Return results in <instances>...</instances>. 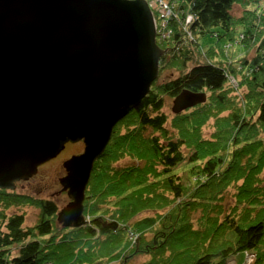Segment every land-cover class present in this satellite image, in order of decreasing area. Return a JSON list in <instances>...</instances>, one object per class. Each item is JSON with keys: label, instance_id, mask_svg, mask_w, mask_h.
<instances>
[{"label": "trees", "instance_id": "1", "mask_svg": "<svg viewBox=\"0 0 264 264\" xmlns=\"http://www.w3.org/2000/svg\"><path fill=\"white\" fill-rule=\"evenodd\" d=\"M169 2L174 33L157 42L161 70L178 73L157 78L125 129L114 128L86 188V224L64 227L56 201L0 188V264H129L139 254L149 257L140 264H229L245 252L264 264V0ZM242 2L252 8L237 17ZM253 35V55L225 51ZM183 90L207 101L169 119L166 98ZM125 157L132 163H117ZM29 204L41 210L31 226L14 210Z\"/></svg>", "mask_w": 264, "mask_h": 264}, {"label": "water", "instance_id": "2", "mask_svg": "<svg viewBox=\"0 0 264 264\" xmlns=\"http://www.w3.org/2000/svg\"><path fill=\"white\" fill-rule=\"evenodd\" d=\"M147 0H0V188L14 190L67 143L64 227L86 224V188L115 126L148 95L167 52ZM207 101L183 90L178 114ZM117 227V223H113Z\"/></svg>", "mask_w": 264, "mask_h": 264}, {"label": "rangeland", "instance_id": "3", "mask_svg": "<svg viewBox=\"0 0 264 264\" xmlns=\"http://www.w3.org/2000/svg\"><path fill=\"white\" fill-rule=\"evenodd\" d=\"M151 5L155 4V0H147ZM159 1V0H158ZM164 2L163 7L165 9L163 10L165 13H170L169 11H173V6L169 2V0H161ZM246 1V0H242ZM264 6V4H263ZM251 9L252 5H247L245 3H238L235 4L234 9H233V14L237 17H241L246 14L247 9ZM155 12V16L158 19L160 17L159 13L157 11ZM172 13V12H171ZM191 20V18L188 19ZM159 22H162V20ZM162 23H159V25ZM260 31L261 34L264 33V28L262 29H257ZM161 31L159 32V35L161 34L163 38L160 37V40L163 42H167L169 39L172 38V34L174 31L172 30L170 24H166L165 26L161 27ZM185 43L186 45L188 43L194 42L192 41L193 34L185 32ZM256 35V34H255ZM255 35L251 36L252 40H248V42L244 43L243 39L241 40H235V42L230 46V43H226L224 45L225 51H228L229 56L233 55L234 57H239L241 55H253L255 53L254 48V41H255ZM264 36V34H263ZM165 37V38H164ZM200 49L202 51L207 50L208 48L212 47L215 44L216 38L213 36H201L200 38ZM178 72L175 71L174 68H164L161 70V65H160V71H159V76H158V81L161 82L165 79H169V77L172 76V74H177ZM157 80V79H156ZM238 78L231 77L230 81L232 82L234 88H239V84L237 82ZM199 105V104H198ZM173 107H174V99L167 97L166 98V105L164 108V111L166 114H168L169 119L173 117ZM190 109V108H188ZM186 109V110H188ZM130 115L127 117V119H124L118 126L117 129H125V125L128 122V120L131 118ZM212 131L210 126H207L205 129V134L209 135L210 132ZM85 144L83 141H79L76 143H70L64 151H62L56 158L51 159L50 161L45 162L42 164L36 175H34L32 178H30L27 181H22L20 182L16 188L14 189L16 192L23 194H32L36 197H43V198H50L54 201H56L60 207V209H63L69 202H70V197L67 194L66 191H63V187L61 185L60 179L61 177L65 176L67 174L66 169L64 167V162L71 158L73 155H79L84 152ZM132 159L129 157H125L118 161L120 165H127L132 163ZM189 165L187 164H182L179 166V171H184L183 175L185 176V179L188 180L191 177L189 170ZM231 197H228V202H231ZM15 211L18 212H24L25 213V218H26V225L31 226L33 225L39 218L40 216V207L37 205H24L21 207L20 210L14 209ZM147 214H152V211H145L143 212L140 217H143ZM59 221V219H58ZM87 221V220H86ZM60 222V221H59ZM61 223V222H60ZM118 226V224H117ZM117 228V227H116ZM115 228V229H116ZM148 255L145 254H139L134 257V259L129 263V264H140L143 261H146L148 259ZM253 258L255 259V256L253 255ZM238 261V263L244 261V255L242 253L238 254L235 258H233Z\"/></svg>", "mask_w": 264, "mask_h": 264}, {"label": "built area", "instance_id": "4", "mask_svg": "<svg viewBox=\"0 0 264 264\" xmlns=\"http://www.w3.org/2000/svg\"><path fill=\"white\" fill-rule=\"evenodd\" d=\"M155 1L156 2H155L154 5H151L150 3L149 4L151 5V8L153 10V14H154V17H155L158 36L163 38V36L161 34L159 35V32H162L161 31V27L162 26H165L166 24L169 23V19L171 18L173 11H169L170 13H165L163 11L165 9V7H163L164 2L161 1V0H159V1L155 0ZM154 11H157L159 13V15H160V17L158 19L156 18ZM159 20L160 21L162 20V22H159ZM159 23H162V24L159 25ZM253 255L255 256V259L253 258ZM255 260H256V255L254 253L245 252V260L241 264H254ZM44 264H54V263L48 261V262H45ZM230 264H237V262L236 261H231Z\"/></svg>", "mask_w": 264, "mask_h": 264}, {"label": "flooded vegetation", "instance_id": "5", "mask_svg": "<svg viewBox=\"0 0 264 264\" xmlns=\"http://www.w3.org/2000/svg\"><path fill=\"white\" fill-rule=\"evenodd\" d=\"M125 119V118H124ZM124 119H122L115 127H117ZM70 144V142L69 143H67L66 144V147L68 146ZM23 181V180H22ZM22 181H19V182H17V185L20 183V182H22Z\"/></svg>", "mask_w": 264, "mask_h": 264}, {"label": "bare ground", "instance_id": "6", "mask_svg": "<svg viewBox=\"0 0 264 264\" xmlns=\"http://www.w3.org/2000/svg\"><path fill=\"white\" fill-rule=\"evenodd\" d=\"M61 210H62V209H60V211H61ZM60 211H59V212H60ZM243 255H244V258H245V253H243ZM244 260H245V259H244ZM231 261H236V262H237V264H241V263L243 262V261H242V262L238 263V261H237V260H235V259H233V260H231ZM231 261H230V262H231ZM229 264H230V263H229Z\"/></svg>", "mask_w": 264, "mask_h": 264}]
</instances>
